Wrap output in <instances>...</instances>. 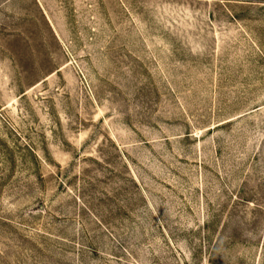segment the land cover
<instances>
[{
	"label": "rangeland",
	"instance_id": "rangeland-1",
	"mask_svg": "<svg viewBox=\"0 0 264 264\" xmlns=\"http://www.w3.org/2000/svg\"><path fill=\"white\" fill-rule=\"evenodd\" d=\"M0 264H264V0H0Z\"/></svg>",
	"mask_w": 264,
	"mask_h": 264
}]
</instances>
